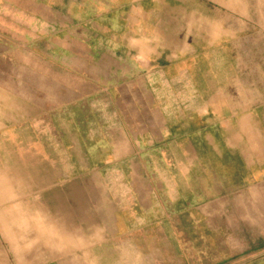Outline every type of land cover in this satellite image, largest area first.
Returning a JSON list of instances; mask_svg holds the SVG:
<instances>
[{
	"label": "crops",
	"instance_id": "obj_1",
	"mask_svg": "<svg viewBox=\"0 0 264 264\" xmlns=\"http://www.w3.org/2000/svg\"><path fill=\"white\" fill-rule=\"evenodd\" d=\"M232 2L0 0V140L97 177L80 181L94 196L77 218L73 198L53 202L42 182L14 193L0 176L1 229L18 218L16 264H201L198 232L186 250L195 235L176 221L264 183V105L238 79L234 89L230 56L215 63L218 7ZM84 202L96 204L94 228Z\"/></svg>",
	"mask_w": 264,
	"mask_h": 264
},
{
	"label": "rangeland",
	"instance_id": "obj_2",
	"mask_svg": "<svg viewBox=\"0 0 264 264\" xmlns=\"http://www.w3.org/2000/svg\"><path fill=\"white\" fill-rule=\"evenodd\" d=\"M232 7V12H225L221 9L223 7H218L215 33L219 39L214 50L215 63L218 70L223 69L224 66H220L225 59L228 64L230 56L231 67L234 73L238 72V76L233 77L234 89L237 87L235 79H238L242 90L248 93L249 102L255 100L264 105V0H233ZM224 79L222 76L216 77L218 82ZM9 113L12 115V110ZM25 144L27 149L31 141L26 140ZM16 152L15 140H0V165L9 169L8 173L0 176L13 188V192L18 191L22 182L26 192L39 191V182H42L47 188L46 196L51 197L53 202L62 205L60 202L64 197L73 198L74 217L80 218L82 206L77 203L82 202L80 199L94 196L93 191L81 185L80 181L95 182L96 174L65 172L66 158L59 152L52 157L29 155L23 158L17 157ZM23 168L24 172L18 171ZM216 199L195 206L194 220L189 221L185 214V220L176 221L179 229L195 235L190 237L185 234L183 237L186 250H191L192 244L195 245L198 232L201 264H239L264 260V222L261 221L264 219V183L245 189L222 191ZM85 203L83 207L86 210L83 213H88L89 227L94 228L96 204L90 202L88 206ZM197 213L200 214L199 221L196 220ZM17 220L16 215L11 216L6 229H1L0 222V264H16L18 260ZM1 231H7L9 235L2 237ZM31 241L32 237H26L25 248L29 251L24 254L26 261L32 260ZM187 255L192 256V252H186Z\"/></svg>",
	"mask_w": 264,
	"mask_h": 264
}]
</instances>
